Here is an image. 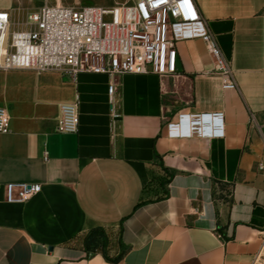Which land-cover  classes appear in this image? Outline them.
Wrapping results in <instances>:
<instances>
[{"label": "crops", "instance_id": "0c3cea01", "mask_svg": "<svg viewBox=\"0 0 264 264\" xmlns=\"http://www.w3.org/2000/svg\"><path fill=\"white\" fill-rule=\"evenodd\" d=\"M195 1L174 74L0 69V264H264V0ZM8 182L41 188L7 202Z\"/></svg>", "mask_w": 264, "mask_h": 264}, {"label": "built area", "instance_id": "2783aa9c", "mask_svg": "<svg viewBox=\"0 0 264 264\" xmlns=\"http://www.w3.org/2000/svg\"><path fill=\"white\" fill-rule=\"evenodd\" d=\"M203 21L195 0H126L111 9L75 4V0H41L26 13L24 23L13 27L12 9L0 5V69L58 71L71 77L79 73L116 76L123 73L176 72L177 50L172 34L175 24ZM201 38L221 76L222 88L235 89L229 61L213 34ZM113 83L108 84L110 114L114 110ZM10 118L0 107V132L9 130ZM76 103L59 106L57 130L76 132ZM40 184L8 182L7 202H25L40 191Z\"/></svg>", "mask_w": 264, "mask_h": 264}, {"label": "rangeland", "instance_id": "374dc122", "mask_svg": "<svg viewBox=\"0 0 264 264\" xmlns=\"http://www.w3.org/2000/svg\"><path fill=\"white\" fill-rule=\"evenodd\" d=\"M72 2L73 0H68ZM126 0H75V4L82 5H101L106 9H111L117 4H122ZM41 4V0H0V5L12 9L13 27L24 23L26 13L29 10L36 9ZM99 240V239H98Z\"/></svg>", "mask_w": 264, "mask_h": 264}]
</instances>
